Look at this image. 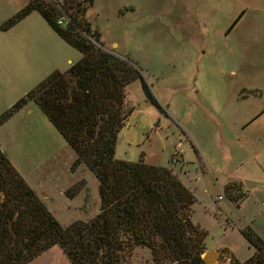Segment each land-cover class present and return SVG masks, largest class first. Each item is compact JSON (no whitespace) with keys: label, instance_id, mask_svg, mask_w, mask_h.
Returning a JSON list of instances; mask_svg holds the SVG:
<instances>
[{"label":"rangeland","instance_id":"obj_1","mask_svg":"<svg viewBox=\"0 0 264 264\" xmlns=\"http://www.w3.org/2000/svg\"><path fill=\"white\" fill-rule=\"evenodd\" d=\"M25 3L0 0V23ZM238 11L236 0H93L85 19L105 49L140 69L159 104L143 98L138 81L128 87L133 111L117 134L114 156L172 168L194 193L191 220L206 230L207 246L232 249L243 261L254 247L240 229L250 224L264 239L258 231L264 233V30L231 24ZM80 57L35 10L0 30V114ZM177 142L182 157L172 163ZM0 149L62 225L97 211L96 178L83 163L71 168L74 152L33 100L0 124ZM211 157L237 165L236 174L245 177L248 217L215 198L219 188L200 171ZM74 185L80 187L69 198L65 192ZM227 249L205 252H216L220 264L223 255L233 257ZM131 259L153 264L146 247L135 248ZM25 264L70 262L53 246Z\"/></svg>","mask_w":264,"mask_h":264},{"label":"trees","instance_id":"obj_2","mask_svg":"<svg viewBox=\"0 0 264 264\" xmlns=\"http://www.w3.org/2000/svg\"><path fill=\"white\" fill-rule=\"evenodd\" d=\"M92 1L26 0L0 23L7 30L35 10L80 52L66 70L54 69L3 111L0 124L33 100L74 152L71 168L83 163L94 175L99 197L91 217L62 225L0 149V264H25L53 246L70 264H133L138 247L149 250L153 264H204L207 232L191 220L193 192L172 168L114 156L117 134L133 111L128 87L138 81L145 100L159 104L140 69L105 49L91 30L85 12ZM223 193L235 205L243 195L235 182ZM240 232L254 252L230 264H264V239L249 224Z\"/></svg>","mask_w":264,"mask_h":264},{"label":"crops","instance_id":"obj_3","mask_svg":"<svg viewBox=\"0 0 264 264\" xmlns=\"http://www.w3.org/2000/svg\"><path fill=\"white\" fill-rule=\"evenodd\" d=\"M211 1H213V0H211ZM220 1H223V0H220ZM224 1L227 2V0H224ZM236 3H237L239 11L237 12L236 17L234 19V20H236L235 23H233L234 22V20H233V22L231 24H233V25H239L241 23H246V24H249V25H257V24H259V25H261V31H263L264 30V0H236ZM217 5L220 6L221 4L217 3ZM261 17H263V19ZM67 62H69V60ZM141 93H142V90H141ZM142 96L144 98L143 93H142ZM128 99H129V94H128ZM129 101H130V99H129ZM213 160L214 159L211 157V159L208 162H206L205 166L203 168L202 167L200 168L201 173L205 172L206 174L210 175V177L212 178L211 180H213V184L217 188H219V190H220L219 193L222 192L223 186L226 183H228V182H235L236 184H238L241 192L243 193V195L239 198V200L236 203V205L235 204H233V205L238 210H240L241 212H244V209L247 208L245 206V200L248 197V194L243 191L244 188H245L244 182H246L245 177L243 175L240 176V175L236 174L235 171L238 169L237 165H233V166H229L227 164L221 165V164H219V163H217V162H215ZM148 164H153V163L152 162H148ZM184 170L185 169H183L182 173H185ZM194 172L196 173V175H198L197 171H194ZM202 174H204V173H202ZM177 176L181 180V177L179 175H177ZM181 176H182V174H181ZM181 182L190 189V186L185 181L181 180ZM218 194H216V196ZM216 196H215V198H216ZM217 200H220V199H217ZM220 208H222V207H219V210H221ZM263 209H264V206H263ZM244 215L246 217H248L245 212H244ZM258 231L264 236V233L262 232L261 229H259ZM205 246H206V249H220V248L227 249L226 247H223V246L222 247H218V248H215V247L214 248H210V247L207 246L206 242H205ZM227 250L235 258L234 252L232 251V249H230L231 251L229 249H227Z\"/></svg>","mask_w":264,"mask_h":264},{"label":"built area","instance_id":"obj_4","mask_svg":"<svg viewBox=\"0 0 264 264\" xmlns=\"http://www.w3.org/2000/svg\"><path fill=\"white\" fill-rule=\"evenodd\" d=\"M60 22V21H59ZM181 143L177 142L173 145V152L170 155V161L172 163H175L176 161H178L181 157H182V149H181ZM217 199H226L223 190L221 193H219L216 196ZM220 264H230L231 263V257L229 255H223L220 260H219Z\"/></svg>","mask_w":264,"mask_h":264},{"label":"water","instance_id":"obj_5","mask_svg":"<svg viewBox=\"0 0 264 264\" xmlns=\"http://www.w3.org/2000/svg\"><path fill=\"white\" fill-rule=\"evenodd\" d=\"M217 260V253L214 251H206L202 254V261L204 264H214Z\"/></svg>","mask_w":264,"mask_h":264}]
</instances>
